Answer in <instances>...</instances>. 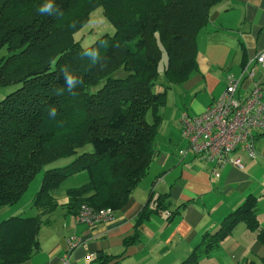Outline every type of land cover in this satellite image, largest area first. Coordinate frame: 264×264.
<instances>
[{"label":"trees","instance_id":"trees-1","mask_svg":"<svg viewBox=\"0 0 264 264\" xmlns=\"http://www.w3.org/2000/svg\"><path fill=\"white\" fill-rule=\"evenodd\" d=\"M221 1L52 0L56 11L42 15L38 9L48 0H0V87L16 85L0 98V208L17 203L47 164L73 156L44 171L31 200L35 214L0 220V264H27L40 248V230L59 211L75 216L86 205L114 214L127 203L160 153L156 137L167 90L198 72L199 37ZM97 6L114 32L82 47L74 35ZM89 48L99 51L95 64L82 56ZM65 73L79 81L75 95L68 91ZM83 172L86 181L68 187L60 202L57 193L65 180ZM189 203L171 209L168 192L150 191L124 245L134 246L151 215L166 212L168 219ZM238 223L264 245L257 198L248 195L179 264H198L201 253ZM123 256H97L89 264H112Z\"/></svg>","mask_w":264,"mask_h":264},{"label":"crops","instance_id":"crops-1","mask_svg":"<svg viewBox=\"0 0 264 264\" xmlns=\"http://www.w3.org/2000/svg\"><path fill=\"white\" fill-rule=\"evenodd\" d=\"M217 6L210 16L207 32L199 37L198 72L179 87L187 108L178 110V103L172 102V108L178 112V124L182 114L202 112L221 95L229 74L238 75L244 60L264 51V0H223ZM257 80L264 86L263 71L257 73ZM243 86L245 90L238 89L236 95L248 91L252 82L246 81ZM169 132L166 147L160 148L153 163L160 170L150 185H137L112 219L93 226L77 223L74 215L65 216L59 211L46 226L47 230L43 232V227L40 230V248L27 264H61L71 237L80 243L72 249L69 264H89L90 254L95 258L123 252L124 256L112 264H179L199 245L203 234L214 233L223 217L248 195L257 198V218L264 229V133L256 130L252 133L255 157H248L242 148L234 152L242 159V167L229 164L212 167L189 154L181 158L168 151L176 139ZM214 171L219 174L217 177ZM78 174L83 176L77 181L66 184L68 178L65 180L57 193L60 202L66 200L63 194L68 187L86 181L85 174ZM150 191L155 195L168 192L171 209L180 202L190 203L168 219L166 212L151 215L140 227L141 234L134 246L126 247L123 238L132 233L133 219ZM263 257L264 245L256 239L255 232L238 223L218 245L201 253L198 264H263Z\"/></svg>","mask_w":264,"mask_h":264},{"label":"built area","instance_id":"built-area-1","mask_svg":"<svg viewBox=\"0 0 264 264\" xmlns=\"http://www.w3.org/2000/svg\"><path fill=\"white\" fill-rule=\"evenodd\" d=\"M259 69L264 72V51L247 58L238 75L229 74L221 95L202 112L180 116L181 136L187 145L180 149L179 157L185 158L189 154L194 160L212 167L226 164L242 167V159L234 155L238 148L245 150L248 157H255L252 130L264 133V86L257 80ZM246 81H251L252 86L244 94L236 95L238 89L245 90L243 83ZM214 175L219 174L214 171ZM112 216L111 209L94 211L82 205L75 219L77 223L93 226ZM79 243L74 237L67 240L61 264H69L71 251ZM92 257V254L88 255L91 260Z\"/></svg>","mask_w":264,"mask_h":264},{"label":"rangeland","instance_id":"rangeland-1","mask_svg":"<svg viewBox=\"0 0 264 264\" xmlns=\"http://www.w3.org/2000/svg\"><path fill=\"white\" fill-rule=\"evenodd\" d=\"M221 3H222V1L218 3L217 7H220ZM113 32H114V28H113L112 24L110 23V21H108L104 17L103 12H102V7L97 6L91 11L88 22L79 31H77L75 33L74 38L80 42L82 47H86V46H89L90 44H92L98 37H101V36L106 35V34L110 35ZM165 61H166V57L163 54L161 59H160V62H159V70L160 71L162 70L163 65L165 64ZM261 71L262 70L259 69L256 72V74L261 72ZM160 80L163 81L162 76L160 77ZM15 86L16 85L12 84V85H9L6 87H0V98H2L6 93L13 90L15 88ZM161 89H162V86H158L155 90L158 91ZM201 96H202V94H201ZM182 98L183 97L179 93V87L178 86L173 87V89L170 88L167 90L166 105L160 109L163 121H162L161 128H160V130L157 134V137H156V145H157L158 149H160L162 147H166L167 139L169 137V133H170L169 131L170 130L173 133V136H171V137H174L176 139H174L172 141L168 151H170L171 153L175 152L178 154L180 149H182L184 147V146H180V145L181 144L185 145L187 143L186 139H184V138L180 139L181 127H180V123L178 124L177 120H176L178 112H177V110H174L172 108V102L174 101L173 103H175V102L178 103L176 108L178 110L184 111L187 108V104H184L185 102ZM163 112L165 113L164 116H163ZM190 113H192V112L190 111ZM147 120L150 121L149 115H147ZM252 132H254V130H252ZM85 148L89 150L91 147L89 145H86ZM72 157L73 156H69L68 158L66 157L63 159H58L56 161H53L52 163L47 164L41 171H39L36 174L35 178L31 181L27 190L22 194L21 199L17 203H15L13 205L3 206L2 208H0V220L9 217L12 214H14V215H16V214H19V215H33V214H35L36 210L34 208H32L31 200L40 187L41 178L43 176L44 171L46 169H50V168H54V167H58V166H63L65 164H67L72 159ZM155 161H156V159H155ZM153 163H152V165H153ZM152 165L150 166L147 175L139 182L138 185H141L144 183L150 185L152 183V181H154V179L156 178L155 175L160 170V168L158 167L157 164H154L153 167H152ZM82 174H85V173L83 172ZM81 176H83V175L76 174L74 176L68 177V181H66V184H69L73 181L79 180V178ZM20 206H22V207L20 208ZM112 218H113V216H112ZM46 228L47 227L44 225L43 229H42L43 232L45 230H47ZM92 259H93V257H92Z\"/></svg>","mask_w":264,"mask_h":264},{"label":"clouds","instance_id":"clouds-1","mask_svg":"<svg viewBox=\"0 0 264 264\" xmlns=\"http://www.w3.org/2000/svg\"><path fill=\"white\" fill-rule=\"evenodd\" d=\"M38 11L42 15H52L56 11V9L54 4L52 3V0H48L47 3H45L38 9ZM82 56L89 58L93 64L97 63L100 60V54L98 49L96 48H89L85 50L82 53ZM64 80L67 85L68 91L75 95L74 89L79 81L74 77L68 75L67 73H65L64 75ZM50 115H54V113H50Z\"/></svg>","mask_w":264,"mask_h":264}]
</instances>
